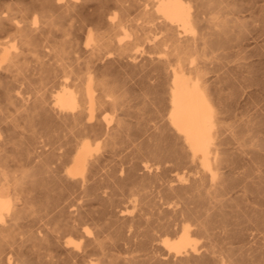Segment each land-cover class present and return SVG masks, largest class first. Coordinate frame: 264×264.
<instances>
[{
    "label": "bare ground",
    "instance_id": "1",
    "mask_svg": "<svg viewBox=\"0 0 264 264\" xmlns=\"http://www.w3.org/2000/svg\"><path fill=\"white\" fill-rule=\"evenodd\" d=\"M0 87V264H264V0H0Z\"/></svg>",
    "mask_w": 264,
    "mask_h": 264
},
{
    "label": "rangeland",
    "instance_id": "2",
    "mask_svg": "<svg viewBox=\"0 0 264 264\" xmlns=\"http://www.w3.org/2000/svg\"><path fill=\"white\" fill-rule=\"evenodd\" d=\"M29 60H30V62H29ZM29 60H27L28 62H26V64H25V66H28L27 68H30V70H27V71H25V74H27V76L30 78H23L22 77V75H19V77H20V79H19V81H17L16 83L18 84V85H20V86H22V89L25 91V92H29L30 91V89L32 88V87H38V86H46L45 88H49L50 86H51V82H50V80L49 79H46V78H44V79H42L41 78V75L40 74H38V72H36V70L34 69V67H35V62H33V60H31V59H29ZM32 62V63H31ZM28 63V64H27ZM34 64V65H33ZM29 73V74H28ZM31 76V77H30ZM34 77V78H33ZM38 79V80H37ZM46 79V80H45ZM33 80H34V82H33ZM48 80V81H47ZM25 81V82H24ZM44 81H46V82H44ZM27 82H30V85H29V83H27ZM31 82H32V84H31ZM38 82V83H37ZM38 84V86H37V84ZM39 83H40V85H39ZM25 85H27V86H25ZM28 85H29V87H28ZM0 90H1V87H0ZM147 91V90H146ZM150 91L148 90L147 91V96H146V93H145V100H146V105H145V108H143V110H142V112H143V115L146 117V119L148 120V122L150 123L151 122V124H154L155 123V121L156 122H158L159 121V117L158 116H160V115H157V113H159L160 114V112H161V108H160V104H159V106H158V102L155 100H153L152 99V97H153V94L150 92ZM138 93V94H137ZM136 95V96H135ZM139 90H137V89H135L134 90V92H133V94H132V102L133 103H138L139 101ZM151 98V99H150ZM136 101V102H135ZM138 101V102H137ZM152 101V102H151ZM153 102L155 103V104H153ZM157 102V103H156ZM156 105V106H155ZM138 107V106H137ZM136 107V108H137ZM151 107H154V108H151ZM135 107L133 108L134 110L136 109ZM152 109V110H151ZM147 110V111H146ZM159 110H160V112H159ZM153 111H154V113H153ZM158 111V112H157ZM152 115V116H151ZM155 115V116H154ZM151 120V121H150ZM154 122V123H153Z\"/></svg>",
    "mask_w": 264,
    "mask_h": 264
}]
</instances>
